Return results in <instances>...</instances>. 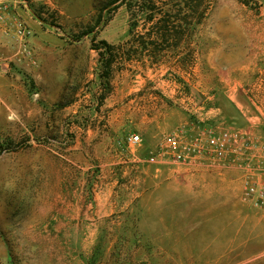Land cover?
I'll return each instance as SVG.
<instances>
[{"label": "rangeland", "instance_id": "obj_1", "mask_svg": "<svg viewBox=\"0 0 264 264\" xmlns=\"http://www.w3.org/2000/svg\"><path fill=\"white\" fill-rule=\"evenodd\" d=\"M121 2L0 0L5 52L56 44L65 70L44 98L6 60L23 98L0 110V264H264L245 189L264 172V0H208L191 35L168 36ZM173 131L183 148L231 140L149 162Z\"/></svg>", "mask_w": 264, "mask_h": 264}, {"label": "crops", "instance_id": "obj_2", "mask_svg": "<svg viewBox=\"0 0 264 264\" xmlns=\"http://www.w3.org/2000/svg\"><path fill=\"white\" fill-rule=\"evenodd\" d=\"M33 53L29 50L27 52L25 51V48L18 47L17 48V54L12 56L11 51L5 52L6 50L4 45H0V99L2 100V104L0 103V110H21L20 99L23 98V92L22 89H19V86H17V82L13 79L14 69H10L8 67V63L6 60H14L15 66L19 67L20 69H24V71L27 73H31L33 76V79L36 83H38L42 87V95L44 98H52L57 96H52L47 90V84L51 83L48 81L47 77L52 76L54 74L57 75H65V70H57L54 71V68L51 66V64L48 63L49 57L53 54V51L57 52L59 51V46L56 44H48V43H42V42H34L33 43ZM27 48V47H26ZM13 49V48H12ZM14 51V50H13ZM65 57V55H63ZM17 57V58H16ZM33 58V61L31 59ZM16 59L18 60V63L16 62ZM11 70V71H10ZM16 72V70H15ZM20 74V73H19ZM11 76V77H10ZM18 78V77H17ZM17 80V79H16ZM60 94V93H59ZM34 110H53L52 108H38ZM63 110H71L68 108H63ZM119 110H112L113 114H117ZM118 144H121L118 142ZM111 147V146H110ZM118 148V147H117ZM104 153H110L112 150L109 149L107 145L104 146ZM115 150V149H114ZM119 155H122L121 151H118ZM115 154V151L114 153Z\"/></svg>", "mask_w": 264, "mask_h": 264}, {"label": "trees", "instance_id": "obj_3", "mask_svg": "<svg viewBox=\"0 0 264 264\" xmlns=\"http://www.w3.org/2000/svg\"><path fill=\"white\" fill-rule=\"evenodd\" d=\"M157 1L162 2V6H159ZM121 4L126 6L131 17L146 13L147 20L152 21L159 13L161 18L158 22H154L151 28L162 36L191 35L201 24L210 5L208 0H122ZM130 33L132 34V29ZM102 44L110 53L112 46L105 41ZM112 58L110 54L109 63Z\"/></svg>", "mask_w": 264, "mask_h": 264}, {"label": "built area", "instance_id": "obj_4", "mask_svg": "<svg viewBox=\"0 0 264 264\" xmlns=\"http://www.w3.org/2000/svg\"><path fill=\"white\" fill-rule=\"evenodd\" d=\"M230 138V135L227 133L222 137H218L213 132H210L205 145L195 140L193 143L183 148L181 146L180 133L178 131H173L164 138L163 142L153 152H151L148 161L154 163L160 158L184 160L186 157H191L201 151H208L215 156H223L224 152L229 148ZM140 140V136L137 133H132L126 138V142L129 145L138 144ZM119 142L121 143V141ZM245 185L247 198L264 211V172L260 174L258 179L248 180Z\"/></svg>", "mask_w": 264, "mask_h": 264}, {"label": "bare ground", "instance_id": "obj_5", "mask_svg": "<svg viewBox=\"0 0 264 264\" xmlns=\"http://www.w3.org/2000/svg\"><path fill=\"white\" fill-rule=\"evenodd\" d=\"M257 57V56H256Z\"/></svg>", "mask_w": 264, "mask_h": 264}]
</instances>
